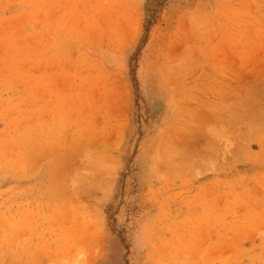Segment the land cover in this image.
<instances>
[{
	"label": "rangeland",
	"instance_id": "1",
	"mask_svg": "<svg viewBox=\"0 0 264 264\" xmlns=\"http://www.w3.org/2000/svg\"><path fill=\"white\" fill-rule=\"evenodd\" d=\"M0 264H264V0H0Z\"/></svg>",
	"mask_w": 264,
	"mask_h": 264
}]
</instances>
